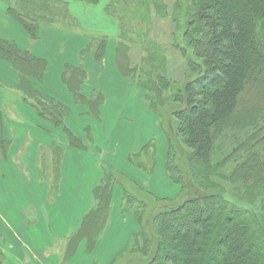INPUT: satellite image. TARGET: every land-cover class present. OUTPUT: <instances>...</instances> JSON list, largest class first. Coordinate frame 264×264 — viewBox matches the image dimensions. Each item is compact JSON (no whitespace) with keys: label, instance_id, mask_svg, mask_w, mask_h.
I'll list each match as a JSON object with an SVG mask.
<instances>
[{"label":"trees","instance_id":"obj_1","mask_svg":"<svg viewBox=\"0 0 264 264\" xmlns=\"http://www.w3.org/2000/svg\"><path fill=\"white\" fill-rule=\"evenodd\" d=\"M1 1L31 39H39L41 28L47 26L68 36L86 37L77 29L79 21L68 0ZM82 1L96 4L99 0ZM148 1L111 0L112 7L108 3L106 12L120 24L124 15L118 5L127 6L133 14ZM186 2L189 26L185 35L196 58L192 69L196 75L178 90L170 116L192 152L186 156L185 170L177 165L183 175L172 178L182 182L188 176L198 177L195 184L203 187V193L178 201L173 205L176 207L153 216L143 217L139 215L143 211L139 212L136 218L140 230L130 241L128 251L132 256L126 264H264V0ZM88 33L90 37L92 31ZM108 43V35H91L79 52L81 62L89 52L102 61ZM120 55V60L126 63L117 67L127 75L128 56L125 52ZM0 57L19 72L18 89L31 100L39 115L64 129L68 145L86 149L84 139L66 124L76 105L43 95L29 80L45 76L48 60L3 37H0ZM115 60L117 64L118 59ZM81 62L64 65L63 81L75 102L87 107L78 109L81 117L92 114L101 121L99 108L105 97L99 91L89 98L83 94L89 74ZM230 138L233 141L230 153L212 163L213 153L224 139ZM181 158L183 155L179 161ZM229 162L233 165L230 174L221 172L218 177L229 178L230 184L239 189L244 187L246 192H241L231 205L224 196L225 190L215 185L219 178L211 177ZM172 168L169 166L173 176L179 174ZM107 173L95 185L92 205L80 226L67 237L62 264L77 257L81 244L86 245L87 254L93 250L91 256L97 248L110 214L112 181L116 178ZM189 187L184 184L185 190ZM244 198L249 200L243 202ZM151 227L157 231L156 235H152ZM125 255L115 257L111 264Z\"/></svg>","mask_w":264,"mask_h":264},{"label":"rangeland","instance_id":"obj_2","mask_svg":"<svg viewBox=\"0 0 264 264\" xmlns=\"http://www.w3.org/2000/svg\"><path fill=\"white\" fill-rule=\"evenodd\" d=\"M68 1L71 12L72 9L76 10V15L72 13L79 21L77 29L84 36L86 35L87 40L91 35L105 34L109 36L107 71L113 72L116 69L117 74H109L108 78L103 77L101 81L108 101V104L105 103V105L107 104L106 111H103L108 129L105 132L110 134L108 139L116 136V134L111 136L110 130L113 129L111 125L121 120L118 119V115L116 118L114 106L121 107L124 102L129 104V109L122 113L119 125V133H122L124 142L121 143L119 151H117V146L113 148L114 155L110 153L112 151L110 149L104 160L103 173L108 172L116 177L114 182L112 181V204L106 226L92 256L93 250L87 254L86 245L81 244L80 253L72 262L67 263L111 264L115 257L124 256L127 253L131 239L139 232L140 227L136 218L139 212L143 211L139 214L143 217H145L144 215L153 216L155 213L172 208L174 204H178V201L184 199L186 201L188 198L203 193V187L195 184L198 177L188 176L182 182L174 180L183 175L180 169L185 170L186 156L192 152L184 138L178 134L173 117L170 116L178 90L183 88L188 79L196 75L192 70L196 58L190 41L185 35L189 26L188 14H185L187 0H149L146 5L141 6L133 14L128 12L127 6L118 5L121 14L124 15L122 19L124 22L120 24L116 17L106 12V6L108 3L111 6V0H99L96 4L86 3L82 0ZM127 1L130 3L129 0ZM0 6L7 10L6 4L1 0ZM10 20V26L5 27L6 32L21 34L25 28L20 23L16 27L13 20ZM1 26L0 22V30L3 32ZM89 27L92 31L90 37H88ZM48 38L49 34L43 39ZM70 41L68 38L54 44L57 49L50 53L52 59L62 61L64 54H68ZM77 42L79 43L78 39ZM69 45L71 44L69 43ZM79 48H81V44ZM121 52H125L128 56L129 62L126 68L130 73L127 75L118 69L126 63L124 59L120 60ZM115 58L118 59L117 64ZM68 62L66 59L62 61L58 75H62L64 65ZM81 63L86 65L85 61ZM91 73L93 74L92 83L99 84V82H94L96 79L95 69ZM93 93L95 94L96 91L94 90ZM1 108L2 117H4V104ZM76 115L81 116L79 112ZM168 115L171 119L168 118ZM95 129L97 135L103 133L100 126L96 125ZM135 130H140L139 136L143 139L141 142L136 139L138 142H133L131 148H125L129 144L126 141ZM8 144L9 141L5 140V145ZM111 144L114 145L115 142L111 141ZM232 144L231 138L224 139L218 151L213 153L212 163L216 164L223 160L230 153ZM124 152L128 153L124 156L122 155ZM182 155L184 158L179 161V156ZM177 165H180L181 168L179 169ZM125 166L132 167L134 170H129L128 173ZM169 166L179 174L173 176ZM232 167L233 165L229 162L211 177L219 178L221 172L229 175ZM137 174L138 176L133 178V175ZM125 178L127 179L126 183L123 182ZM35 179L31 182L32 187H35L37 182ZM219 180V183L215 185H219L225 190L224 196L230 205L241 192L246 193L244 187L239 189L237 185L234 187L230 184L229 178H219ZM183 183L190 187L185 190ZM79 185L76 195L65 196L63 191V198L55 204H53L51 193L49 197L47 192L44 193L45 201H42L43 190L41 188L36 190L35 196L32 192L30 199H26L25 195L15 196L14 204L9 207L10 211L9 209L5 210L0 204V232L3 233V235L0 234V241L10 256L3 253V248L0 246V261H2L0 264L13 262V264H24V262L26 264H44V260L48 258L54 259L52 260L53 264H62L65 252L63 250L69 234L64 238L63 244H60L61 236L55 234L56 230L60 228L56 222L63 221L67 227L79 221L86 214L89 206L88 195L84 186ZM247 200L249 199L244 198L243 202ZM27 203H29L28 206ZM19 210L26 213L29 219L21 215V220L17 221L16 215ZM37 213L40 216H37ZM38 222L39 224H36ZM80 224L81 222L77 228ZM48 232L49 237H47ZM151 233L156 235L157 231L151 227ZM36 241H40L43 247H48V244L51 246L47 251H39L40 248L37 250L35 246ZM1 254L6 257L7 261ZM131 256L128 251L124 258L117 260L114 264H126ZM20 261L22 262L20 263Z\"/></svg>","mask_w":264,"mask_h":264},{"label":"crops","instance_id":"obj_3","mask_svg":"<svg viewBox=\"0 0 264 264\" xmlns=\"http://www.w3.org/2000/svg\"><path fill=\"white\" fill-rule=\"evenodd\" d=\"M72 12L76 15L75 9H72ZM6 14H8L6 8L0 6V22L3 28V32L0 30V34L3 36L0 35V37L13 39L21 48L28 49L39 57L48 60V70L45 76L41 80L38 78H29V80L43 95L76 105V107L72 108L66 124L84 139L87 148L80 149L68 145L65 137L66 133L63 131L64 129L62 127H55L51 122L39 115L36 108L31 104V100L25 97L24 93L18 89L17 85L20 81L19 72L13 64L0 57V86L1 84L3 86L0 88V204L5 210L9 209L10 211L9 207L14 204L15 196L21 197L25 195L26 199H30V194L33 192L35 196L36 190L40 188L43 190L42 201H45L44 193L47 192L48 195L51 193L54 200L53 204H55L63 198V191L65 196L71 194L76 195L77 187L81 184L82 187L84 186L88 195V211L91 207L93 189L103 177L104 160L110 152L109 150L111 149L112 151L110 153L114 155L115 151L113 148L117 146V151H119L121 143L124 142L122 133H119V125L122 120L123 111L129 109V104L126 102L121 107L118 105L114 106L113 110L116 118L118 115V119L121 120L111 125L113 127V129H109L111 136L115 134L116 136L108 139L110 134L108 135L105 132L108 129L107 120L103 113V111H106L108 101L101 81L103 77L108 78L109 74H117L116 69L113 72L107 71V65L109 63L107 55L110 47L108 45L106 56L102 61H97L93 52L87 53L83 60L85 61V68L89 74V79L83 85V94L87 98L93 94L94 90L101 92L103 96L105 94V103L107 104L105 105L104 103L99 108L102 120L99 121L92 114L85 117H78L76 115L78 109L80 107L83 109L87 107L75 102L73 95L69 92L63 81V73L61 76L58 73L61 63L65 59L74 65L80 64L82 60L79 52L88 42L86 37L83 38L81 35L71 37L58 32V30L47 27L41 28L39 39H31L25 29L21 34H8L5 27L10 26V19L13 20V24L16 27L19 22ZM88 31H91L90 27ZM48 34L49 38L44 40L43 38ZM68 38L71 40L69 42L71 45L68 43V54H64L62 61H55L50 54L53 50L57 49L54 44H58ZM80 44L81 48H79ZM93 69H95L96 78L94 82H99V84L92 83L93 74L91 71ZM2 104H4L5 108L4 117H2ZM96 125L100 126L103 132L102 134H96ZM132 132V135L126 141L129 144L125 148H131L133 142L137 143L138 140L141 142L143 139L139 136L141 133L140 130ZM136 139L138 140L136 141ZM5 140L9 141V144L7 146L5 145L6 148L3 150ZM111 141H114L115 144L112 145ZM3 151H5V154ZM126 153L128 152H124L122 155L125 156ZM125 169L127 172L134 170L129 166H125ZM136 176L138 174L133 175V178ZM34 179L37 182L35 187H32L31 182ZM123 182L126 183L127 179H123ZM26 205L28 206L29 203ZM21 215L27 217L26 213L19 210L16 215L17 221L21 220ZM37 216H40L39 213H37ZM82 218L67 227L63 221L61 223L59 221L56 222L60 228L56 230L55 234L61 236L60 238L62 239L59 240L60 244H63L64 237H67L68 234L77 228ZM27 219L29 218L27 217ZM36 224H39V222ZM0 234L3 235L2 232ZM47 237H49V232ZM0 246L3 248V253L8 255L1 241ZM35 246L37 250L40 248L39 251H47L51 245L48 244V247H43L40 241H36ZM52 260L54 259H45L44 264H53ZM11 262H13L12 259ZM24 264L26 263L24 262Z\"/></svg>","mask_w":264,"mask_h":264}]
</instances>
